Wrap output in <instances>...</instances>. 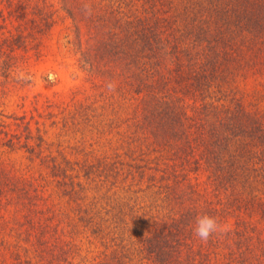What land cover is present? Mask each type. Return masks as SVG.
Here are the masks:
<instances>
[{
  "label": "trees",
  "instance_id": "obj_1",
  "mask_svg": "<svg viewBox=\"0 0 264 264\" xmlns=\"http://www.w3.org/2000/svg\"><path fill=\"white\" fill-rule=\"evenodd\" d=\"M77 2L62 0L73 20ZM92 6L110 9L81 53L102 99L36 94L35 114L0 123V155L25 153L0 156V264H264V0ZM56 11L0 0V106L25 108L33 82L10 73H31ZM205 213L231 232L194 238Z\"/></svg>",
  "mask_w": 264,
  "mask_h": 264
},
{
  "label": "rangeland",
  "instance_id": "obj_2",
  "mask_svg": "<svg viewBox=\"0 0 264 264\" xmlns=\"http://www.w3.org/2000/svg\"><path fill=\"white\" fill-rule=\"evenodd\" d=\"M96 0H78L77 3H70V7L73 10L74 15L76 16L75 20L70 18L67 13L66 7H64V3L62 4V0H55V7L58 9L56 11L57 21L54 24L51 33L49 36L44 39L45 46L43 47V55L40 59H31L30 71L33 75V83L23 89L19 95H27L25 101V108L20 107V103L23 101L19 96L14 95L11 98H6L4 100V105L0 106V123L6 121L7 123H13L14 120L11 117L12 114H22L24 109L27 110L28 114L31 116V112L33 114L36 111L33 108V100L36 94L46 95L56 100H63L65 102H72L76 100H98L102 99L99 96L100 87H96L95 83H93L92 77L89 73V68L85 64L82 58V50L85 49L86 43L85 40L92 36L90 31L91 22L99 17V15H108L106 11H110V9H95L94 14L91 17L86 18L82 11L81 7L84 3H90L91 5ZM171 1V0H170ZM176 8H179L178 1ZM103 4V1L101 2ZM98 11V12H97ZM141 16H145L146 13L139 12ZM116 16V15H115ZM119 16V15H118ZM117 17V16H116ZM115 18V17H114ZM79 26V31L76 26ZM77 30V32H76ZM78 34H81L84 40L83 47L81 48L79 45ZM102 41L104 38L101 39ZM95 43L94 40H89V43ZM52 73L55 76V82L48 81V74ZM242 80V79H241ZM0 81H3V77L0 76ZM257 81L255 77L250 76L247 82H243L240 84L239 90L248 94V98L253 95L255 86ZM75 96V99L73 98ZM41 107V112L46 114L47 110L43 108V105H39ZM9 115H11L9 117ZM28 115V117H29ZM127 115V113H126ZM40 121H46V117L39 118ZM51 120H47V123H50ZM12 130H14L15 126H11ZM54 144H59V139L57 137L52 136V140ZM68 143L65 142V145ZM56 145H54V149ZM67 153H69L72 157H75V152L67 148ZM24 152H19L17 154L12 155H0L2 157L8 158L12 162L19 163L22 160ZM206 175H200L199 179L204 180ZM263 196V195H261ZM259 217V216H258Z\"/></svg>",
  "mask_w": 264,
  "mask_h": 264
},
{
  "label": "clouds",
  "instance_id": "obj_3",
  "mask_svg": "<svg viewBox=\"0 0 264 264\" xmlns=\"http://www.w3.org/2000/svg\"><path fill=\"white\" fill-rule=\"evenodd\" d=\"M81 11L86 18L94 14L93 6L90 3L82 4ZM10 74L17 82L31 83L33 81V75L18 66ZM48 81L55 82V76L52 73L48 74ZM106 87L109 92H115L117 85L115 81L109 80ZM231 230V225L227 221H221L219 218L205 213L196 216L192 233L194 238L206 244L210 239L227 236Z\"/></svg>",
  "mask_w": 264,
  "mask_h": 264
}]
</instances>
